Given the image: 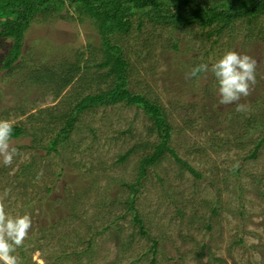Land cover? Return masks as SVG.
Instances as JSON below:
<instances>
[{
    "label": "rangeland",
    "instance_id": "374dc122",
    "mask_svg": "<svg viewBox=\"0 0 264 264\" xmlns=\"http://www.w3.org/2000/svg\"><path fill=\"white\" fill-rule=\"evenodd\" d=\"M256 24L261 26L250 43L244 41V21L235 24L234 40L229 30L208 40L209 29L174 30L147 20L141 32L135 22L131 35L118 37L130 62L128 89L163 107L172 126L170 147L202 174L199 179L170 152L146 166L140 178V161L154 153L152 144L159 139L143 110L125 104L82 113L69 139L51 151L64 114L78 99L107 89L112 79L108 84L99 80L107 69H84L59 96L41 83H31L27 74L33 65L60 68L62 62L75 61L78 49L86 50V65L102 61L103 55L100 35L90 21L58 20L28 31L26 64L20 61L12 74L1 69L0 62V120L24 127V134L11 141L18 150L13 163L5 166L0 156V206L12 216L28 214L32 221L15 251L18 264L264 260V146L257 158L247 160L258 134L246 136L240 123L220 124L226 112L232 110L234 117L236 107L219 103L211 72L201 74L196 83L190 75L193 67L211 65L228 50L248 55L256 61V79L239 103L244 109L264 110V37H258L264 34V17ZM172 41H181L178 50L171 48ZM5 51L0 46V59ZM29 163L35 167L32 174L23 172V185L20 170ZM139 178L135 206L148 236L140 233L126 203L131 191L124 184ZM149 237L157 241L155 254L149 251Z\"/></svg>",
    "mask_w": 264,
    "mask_h": 264
},
{
    "label": "trees",
    "instance_id": "16d2710c",
    "mask_svg": "<svg viewBox=\"0 0 264 264\" xmlns=\"http://www.w3.org/2000/svg\"><path fill=\"white\" fill-rule=\"evenodd\" d=\"M263 17L264 0H0V46L6 47L5 55L0 59L1 69L13 74L16 67H21L20 61L26 64L25 60L28 56L23 55V48L27 33L34 25L54 23L58 20L81 23L90 21L100 35L102 61L92 65L83 64L86 60V50L78 49V52L74 53L75 61L73 62H62L60 68L58 66L51 67V65H46L47 63L33 65L27 74V80L33 84L41 83L49 91L54 90L55 96H59L84 69L87 70L92 67L100 70L107 69V73L100 76L99 80L101 83L108 84V79H112L111 85L107 89L99 90L97 93H89L78 99L74 106L64 114L65 122L51 140L49 149L55 151L69 139L82 113L96 108L125 104L143 110L153 121L152 129L156 131L159 139L152 144L155 149L154 153L146 155L140 161V178L145 176L146 166L156 164L166 152H170L177 162L199 179L202 174L180 159L174 149L170 147L172 126L163 107L145 95L134 93L128 89L130 62L123 53L124 49L120 45L118 37L131 35L135 22L137 31L141 32L140 30L147 20L155 25L174 30H182L189 26H199L203 30L209 29L208 40L214 34L220 38L225 31L229 30L230 32L233 31L231 40H234L236 37L234 34L235 24L244 21L247 25L244 41L250 43L253 35L255 37L254 33L261 26L258 28L257 24L253 26L254 22L257 23ZM263 35L258 34V37L263 38ZM179 42L181 41H172L171 48L178 50ZM217 43L214 41L212 46H216ZM89 47L91 48V46ZM200 76L192 77V83H196V79H199ZM237 112H235L234 117H230L233 115L232 110L226 112L222 116L224 119L220 124L223 125L227 121L236 127L240 123V127L248 133L246 136L257 133V139L253 140L254 148L247 156V160L255 159L264 146V110H256L250 107ZM13 126L12 138L21 137L24 134V127L21 125ZM240 147H244V145L240 144ZM133 152L134 150H131L121 156L120 161H125ZM34 167V163L23 166V169L20 170L22 174L19 183L23 184V172L27 175L32 174L31 170ZM140 178L131 185L124 184L131 191V198L126 203L127 209L134 212L132 218L134 224L139 226L142 235L148 236L143 228V220L139 217L135 206L136 198L134 195L138 192L137 186L140 183ZM21 187L24 188V186ZM50 188L48 191L51 190ZM75 203L72 205V215H74L78 205L77 201ZM217 210L215 208L213 212L217 213ZM210 225L206 226L208 230H211ZM149 239L153 244L149 251L155 254L157 241L150 237ZM242 243L239 240V244L242 245ZM206 247V245L202 246L203 251ZM260 251L262 253V247H259ZM216 261L223 263L222 259H216ZM154 262L153 259L152 263ZM248 264H264V260L258 262L252 259Z\"/></svg>",
    "mask_w": 264,
    "mask_h": 264
},
{
    "label": "clouds",
    "instance_id": "9594fccd",
    "mask_svg": "<svg viewBox=\"0 0 264 264\" xmlns=\"http://www.w3.org/2000/svg\"><path fill=\"white\" fill-rule=\"evenodd\" d=\"M208 72L215 78L219 103L234 105L237 111H242L244 106L239 101L242 96L249 95L250 87L255 83L256 61L248 55L228 50L211 65L198 64L190 75L196 78ZM13 134V123L0 120V156L5 166L11 165L18 154V150L11 147ZM31 224L28 214L12 216L0 206V264H18L15 251L23 244Z\"/></svg>",
    "mask_w": 264,
    "mask_h": 264
}]
</instances>
